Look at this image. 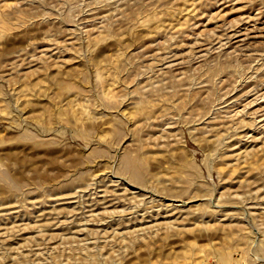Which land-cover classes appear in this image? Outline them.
Segmentation results:
<instances>
[{
	"label": "rangeland",
	"instance_id": "obj_1",
	"mask_svg": "<svg viewBox=\"0 0 264 264\" xmlns=\"http://www.w3.org/2000/svg\"><path fill=\"white\" fill-rule=\"evenodd\" d=\"M262 203L264 0H0V264H264Z\"/></svg>",
	"mask_w": 264,
	"mask_h": 264
},
{
	"label": "bare ground",
	"instance_id": "obj_2",
	"mask_svg": "<svg viewBox=\"0 0 264 264\" xmlns=\"http://www.w3.org/2000/svg\"><path fill=\"white\" fill-rule=\"evenodd\" d=\"M17 2V1H16ZM181 5V4H180ZM174 7V6H173ZM160 13V12H159ZM164 13V12H163ZM157 16H159V15H157ZM151 20V19H150ZM154 21V20H153ZM161 21H163V20H161ZM227 22V21H226ZM148 23V22H147ZM98 28H100V27H98ZM226 28V27H225ZM181 31V30H180ZM170 33V32H169ZM93 35V34H92ZM161 40V39H160ZM239 41V40H238ZM198 42V41H197ZM215 48V47H214ZM176 51V50H175ZM200 54V53H199ZM170 63H171V61H170ZM144 67V66H143ZM212 67V66H211ZM217 69V68H216ZM116 75V74H115ZM116 89V88H115ZM115 89H113V90H115ZM75 93V92H74ZM206 93V92H205ZM114 96V95H113ZM239 99V98H238ZM27 100V99H26ZM71 100H72V97H71ZM75 102H77V101H75ZM184 102V101H183ZM187 105V104H186ZM180 106V105H179ZM132 114H133V116H136V114H135V112H131ZM248 113V112H247ZM258 113V112H257ZM135 114V115H134ZM253 114V113H252ZM145 115V114H144ZM156 115V114H155ZM141 117V116H140ZM139 117V118H140ZM146 117H148V116H146ZM145 117V118H146ZM142 120V119H141ZM139 121V120H138ZM137 122V121H136ZM146 123V122H145ZM170 126V125H169ZM228 127V126H227ZM251 128V127H250ZM120 131V130H119ZM134 132V131H133ZM239 133V132H238ZM135 161V160H134ZM135 163V162H134ZM134 171H137V170H135V169H133ZM138 172V171H137ZM248 172V171H247ZM230 173V172H229ZM140 175V174H139ZM139 180V179H138ZM145 197V196H144ZM186 199V198H185ZM161 201V200H160ZM169 205H170V207L171 206H174V208H178V205H174V203H168ZM184 204V203H183ZM262 204H264V203H262ZM168 205V206H169ZM185 205V204H184ZM249 205V204H248ZM251 205V204H250ZM168 206H166V207H168ZM180 206V205H179ZM16 208V207H15ZM264 208V207H263ZM130 209V208H129ZM178 210V209H177ZM180 210H183V209H181L180 208ZM261 210V209H260ZM155 212V211H154ZM159 212H161V211H159ZM178 214V213H177ZM184 214V213H183ZM5 215V214H4ZM174 215V214H173ZM181 216V215H180ZM171 218V217H170ZM205 218V217H204ZM178 220V219H177ZM174 224V223H173ZM180 229V228H179ZM181 230V229H180Z\"/></svg>",
	"mask_w": 264,
	"mask_h": 264
}]
</instances>
